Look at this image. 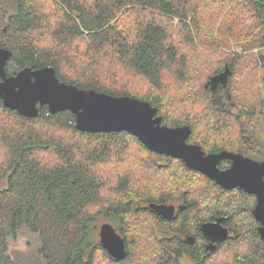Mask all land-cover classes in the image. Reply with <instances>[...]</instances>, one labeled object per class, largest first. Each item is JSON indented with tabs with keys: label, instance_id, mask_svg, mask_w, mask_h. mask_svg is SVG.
<instances>
[{
	"label": "trees",
	"instance_id": "trees-1",
	"mask_svg": "<svg viewBox=\"0 0 264 264\" xmlns=\"http://www.w3.org/2000/svg\"><path fill=\"white\" fill-rule=\"evenodd\" d=\"M0 47L7 75L52 66L79 88L149 102L206 153L264 160V0H0ZM225 65L226 85L205 88ZM164 198L183 199L190 224L224 216L234 230L201 264H264L252 194L127 131L84 132L68 110L27 117L0 100V264H17L7 238L20 230L39 264H176L174 242L157 251L141 232L151 215L140 203ZM114 217L122 262L92 237L93 221Z\"/></svg>",
	"mask_w": 264,
	"mask_h": 264
},
{
	"label": "water",
	"instance_id": "water-1",
	"mask_svg": "<svg viewBox=\"0 0 264 264\" xmlns=\"http://www.w3.org/2000/svg\"><path fill=\"white\" fill-rule=\"evenodd\" d=\"M12 52L0 47V100L21 115L35 117L39 106L46 105L51 113L68 110L75 116V127L84 132L127 131L149 150L178 158L191 170L198 171L226 190L239 188L255 196L252 215L258 222L257 231L264 240V160L258 161L239 152L221 150L205 153L200 145L189 143L188 125L169 127L161 124L156 107L130 96H112L94 89H82L61 81L52 66L32 69L25 67L14 75H7L6 62ZM230 68L225 65L219 73L209 77L205 88L214 90L225 86ZM228 159L231 165L220 169L218 163ZM150 208L162 216H170L173 206L150 203ZM225 217L204 222L202 232L211 241L208 249L226 240L229 230L221 224ZM99 243L115 260L126 257L123 238L113 226L104 222L99 227Z\"/></svg>",
	"mask_w": 264,
	"mask_h": 264
},
{
	"label": "flooded vegetation",
	"instance_id": "flooded-vegetation-1",
	"mask_svg": "<svg viewBox=\"0 0 264 264\" xmlns=\"http://www.w3.org/2000/svg\"><path fill=\"white\" fill-rule=\"evenodd\" d=\"M230 165L231 161L228 159L221 160L218 163V167L220 169H226ZM150 203L173 206V212L170 216H162L150 208ZM140 208L146 210L151 215L149 216L151 217V228L154 234L160 237V240L162 242L160 247L163 249L169 241H172L171 243H175L173 246L171 245L172 247L170 246L167 249L171 251L170 255L172 259L175 258L176 264H183L181 258L186 259L187 262L192 264H201V258L207 256L208 251H211L210 249H208V245L211 239L202 232L201 226L204 222L215 221L219 217L213 218L212 220L191 222L192 224H190L189 221L182 218V213L186 210V204L183 199L179 198H164L158 201L145 200L140 203ZM225 221L226 217L221 221V224L229 230L228 237H230L234 234V230L232 229V227H230L229 224H226ZM108 223H110L115 231L123 238L125 249H128L124 239L125 233L122 232L123 228L119 226V220L114 217ZM192 250L198 251V255L193 256V254H191ZM123 259L115 260L114 258H112V260L120 262H122Z\"/></svg>",
	"mask_w": 264,
	"mask_h": 264
},
{
	"label": "rangeland",
	"instance_id": "rangeland-1",
	"mask_svg": "<svg viewBox=\"0 0 264 264\" xmlns=\"http://www.w3.org/2000/svg\"><path fill=\"white\" fill-rule=\"evenodd\" d=\"M150 218L151 217H146V226H144L145 231L142 230L141 232L145 233V237L146 234L148 235V237L146 238L147 241H152V243L154 244L156 243L155 245L153 244L154 246L153 249L159 251V247L161 246L162 242L160 240V237L154 234L151 228L152 226H151ZM111 219L112 218L109 219L99 218L91 223V226L92 227L94 226L92 237L95 240L99 239V234H98L99 226L104 222H110ZM151 235L159 243H157L155 240L153 241ZM7 243H8V251L11 254V256L16 260L17 264H39L37 258L33 254V250L36 245V239L34 238L33 235L28 234L26 230H20L17 233V235L9 236L7 238ZM181 261L183 264H192L187 262V260L183 258H181ZM132 262H133L132 259H130L127 262H123V264H132Z\"/></svg>",
	"mask_w": 264,
	"mask_h": 264
}]
</instances>
